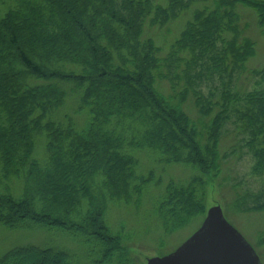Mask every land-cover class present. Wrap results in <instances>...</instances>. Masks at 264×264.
Listing matches in <instances>:
<instances>
[{
    "label": "trees",
    "instance_id": "1",
    "mask_svg": "<svg viewBox=\"0 0 264 264\" xmlns=\"http://www.w3.org/2000/svg\"><path fill=\"white\" fill-rule=\"evenodd\" d=\"M239 5L264 26V0H0V224L55 231L68 246L13 247L0 264H137L127 221L109 214L148 200L139 222L164 234L203 218L231 114L252 172H264V89L216 100L200 87L206 74L244 71L255 53ZM172 23L169 40L161 29ZM172 164L186 179L162 181ZM245 201L264 211L263 190L232 207Z\"/></svg>",
    "mask_w": 264,
    "mask_h": 264
},
{
    "label": "rangeland",
    "instance_id": "2",
    "mask_svg": "<svg viewBox=\"0 0 264 264\" xmlns=\"http://www.w3.org/2000/svg\"><path fill=\"white\" fill-rule=\"evenodd\" d=\"M195 3H199V1ZM237 13L239 14L237 26L240 28L243 34L242 36L255 43V53L252 58L248 59L245 70L236 69L231 77L224 76L221 79H216L209 78L207 74L204 75L200 82V87L205 97L208 96V90L213 92L216 100H219L220 93L225 91V89H228L232 94L239 97L256 88L264 89V75L256 72V70H261L260 68L264 66V26L259 27L257 25L256 14L251 8L239 5L237 7ZM176 26L177 24L172 23L161 30L166 32L169 29L170 33L167 34L169 39L171 36L177 35L178 27ZM149 28L145 26V35L150 34L155 36L160 30L159 28ZM162 49V54H165L167 51L166 47ZM158 83L166 94L170 93L168 80H160ZM180 87L181 84L176 87V90L178 91ZM187 100H189L188 104L191 107L192 96L189 95ZM190 113L198 121V113L193 107ZM240 137L241 135L237 134L234 115L231 114L223 126L220 138V153L224 158L221 169L218 176L204 184L203 202L205 210L216 204L222 207L227 221L252 246L256 247L258 253L261 254V262L264 264L263 237L260 238L261 233L264 231V211L247 212L253 206V201L250 203L249 201H245L242 209L232 207V201L235 198L240 200L245 198V194H260L261 190L264 191V172H252L255 160L244 147ZM183 170L181 164H172L165 167V173L167 175H162L161 171L159 173L157 172V174L162 177L163 182L168 181L170 179L168 176L171 175H173L171 177L172 179L179 181L182 178L186 179L187 174H184ZM147 201H144L145 203L141 202V204L140 202L135 203L136 205L133 206L132 210L126 206L118 210L114 209L115 211L112 212V215L109 214L113 219L123 218L127 221L129 227L127 229L129 230L127 235H129V238L126 248L129 256L137 264H144L148 257L164 255L174 250L199 227L202 220L201 215L194 216L189 222L179 225L170 234H164L158 229L160 226L152 222L148 217L143 221V224L139 222V219L141 220V217L145 215V210H147L145 208L149 206L147 205ZM138 206L139 218L137 217L138 214L134 213V207L137 209ZM50 239L56 240L58 244L64 245V248L68 249L66 248L68 246L65 244V238L58 232L47 231V229L38 227L8 229L0 224V257L13 247L43 245ZM258 241L259 245L257 244Z\"/></svg>",
    "mask_w": 264,
    "mask_h": 264
},
{
    "label": "water",
    "instance_id": "3",
    "mask_svg": "<svg viewBox=\"0 0 264 264\" xmlns=\"http://www.w3.org/2000/svg\"><path fill=\"white\" fill-rule=\"evenodd\" d=\"M146 264H261L242 235L224 218L220 206L210 207L199 226L181 245Z\"/></svg>",
    "mask_w": 264,
    "mask_h": 264
}]
</instances>
